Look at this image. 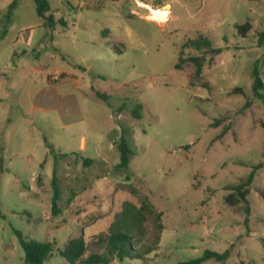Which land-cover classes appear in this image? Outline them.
I'll list each match as a JSON object with an SVG mask.
<instances>
[{"label":"rangeland","instance_id":"obj_1","mask_svg":"<svg viewBox=\"0 0 264 264\" xmlns=\"http://www.w3.org/2000/svg\"><path fill=\"white\" fill-rule=\"evenodd\" d=\"M47 1L52 23L0 0V264H25L21 238L73 264L71 239L86 259L116 231L133 254L108 264H264V0H158L160 25L135 0Z\"/></svg>","mask_w":264,"mask_h":264},{"label":"trees","instance_id":"obj_2","mask_svg":"<svg viewBox=\"0 0 264 264\" xmlns=\"http://www.w3.org/2000/svg\"><path fill=\"white\" fill-rule=\"evenodd\" d=\"M36 4V10L37 14L46 20L47 23H52V16L48 14L50 12V4L47 0H34ZM237 31L241 35L247 34L251 29V23L249 21H246L243 24L236 25ZM207 42V39H204V41L201 42H195L194 46L197 48H201V46H204ZM218 50H213V52H216ZM201 59L192 58L191 61L195 63L196 70L194 72L195 76H199L201 73ZM259 78L257 77V80L255 82V89L259 87ZM119 151H120V162L117 164V168H123L126 169L129 164L130 156L132 155V150L130 149L125 137L122 135L121 141L119 144ZM86 163H91L93 160L91 158H85ZM253 179V174L249 176L246 183H242L237 188H235L236 194L239 196L240 199L246 200V195L248 192V189H246V186L251 184ZM53 200H52V213L57 214L59 211L58 207V200L60 199V189L57 184V177L54 173L53 176ZM244 188V189H243ZM239 198L235 195V193H231L227 196L226 200L227 202H230V204H235L236 201L239 202ZM20 235V234H19ZM21 237V235H20ZM55 243L54 242H43L38 240H24L21 238V247L24 251V261L25 264H44L45 261H47L50 257L54 255L55 252ZM86 252V243L82 237L73 238L69 241L66 248L60 252L61 256L66 258L69 262L73 264H77L78 261L79 264H108L112 261L113 258H119L120 260H123L129 256H131L132 253V247H131V239L128 238L125 232L122 231H116L114 234H112L109 237V241L107 244V251L105 254H94L90 255L86 259H82V257L85 255ZM151 251L147 250V253ZM137 255V258H139V253H134ZM210 257H217L219 258V255H216L215 253L207 252L205 255L201 258L195 259V260H189L184 262H179L177 264H200L204 259L210 258Z\"/></svg>","mask_w":264,"mask_h":264},{"label":"crops","instance_id":"obj_3","mask_svg":"<svg viewBox=\"0 0 264 264\" xmlns=\"http://www.w3.org/2000/svg\"><path fill=\"white\" fill-rule=\"evenodd\" d=\"M136 3H134V7L132 8L131 10V13H134L135 15H140L141 17H144L147 21H150V22H154L158 25H160L161 21L158 20V19H155L154 16H152V12L153 10H157V9H162L164 7V4L165 3H169L171 6H170V10H169V15H168V18L169 19L171 17V8H172V4L170 3V1H164V2H161V1H150V0H135ZM93 6L94 8L97 6V7H100L99 3H90V5L86 4V6ZM50 14V13H48ZM52 16V14H50ZM53 22V21H52ZM167 22V20L165 21V23ZM235 26L237 25V23L234 24ZM85 141L82 142L81 144V148H84L85 147Z\"/></svg>","mask_w":264,"mask_h":264},{"label":"bare ground","instance_id":"obj_4","mask_svg":"<svg viewBox=\"0 0 264 264\" xmlns=\"http://www.w3.org/2000/svg\"><path fill=\"white\" fill-rule=\"evenodd\" d=\"M170 7L165 6L162 9L153 10L152 16L155 17V19L160 20L161 22H165L169 15Z\"/></svg>","mask_w":264,"mask_h":264}]
</instances>
